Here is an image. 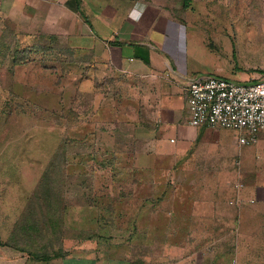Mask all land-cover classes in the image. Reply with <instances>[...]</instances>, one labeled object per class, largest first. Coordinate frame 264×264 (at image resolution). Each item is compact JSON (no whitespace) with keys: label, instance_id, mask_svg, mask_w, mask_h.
I'll list each match as a JSON object with an SVG mask.
<instances>
[{"label":"rangeland","instance_id":"rangeland-1","mask_svg":"<svg viewBox=\"0 0 264 264\" xmlns=\"http://www.w3.org/2000/svg\"><path fill=\"white\" fill-rule=\"evenodd\" d=\"M134 1L138 8L145 1L181 22L186 19L189 34L183 44L190 51L189 61L201 73L236 81L261 76L264 0ZM132 5L131 0H82L80 11L84 12L75 13L84 25L93 12L106 9L121 14ZM27 30L13 28L11 20L0 18V222L4 220L0 232L9 242L27 252L48 255L59 250L67 253L89 241L99 250L112 246L119 252V241L135 234L133 220L140 213L136 210L139 204H158L164 209L175 203V197L182 202L185 196L193 201L200 198L196 186L201 179L190 176L208 164L199 161L197 154L168 153L167 148L162 152L147 146L154 134L148 129H144L145 137L137 136L141 121L138 97L129 89L127 77L105 70L103 61L95 60L86 49L73 48L68 34ZM71 41L77 42V38L71 37ZM237 135L229 130L223 137L234 145ZM131 150L133 159L128 153ZM140 153L143 158L136 164ZM123 160L141 169L140 175H136L138 171L118 174L113 164H124ZM53 162L63 166L51 171L53 191L48 193L47 182H43ZM116 170H120L118 165ZM240 182L244 186H235ZM250 182L253 180L245 176L234 177L233 191L222 201L227 207L220 205L223 213L243 216L239 209L244 211L246 203L260 205L237 195ZM52 192L56 200L45 196ZM230 199L235 203L229 205ZM144 213V218H151V211ZM159 224L158 232L167 229ZM244 229L238 235L239 261L264 264V226L248 228L256 230L254 240L248 236L250 232L242 234ZM216 230L218 234L230 228ZM191 231L198 233L200 228Z\"/></svg>","mask_w":264,"mask_h":264},{"label":"crops","instance_id":"crops-1","mask_svg":"<svg viewBox=\"0 0 264 264\" xmlns=\"http://www.w3.org/2000/svg\"><path fill=\"white\" fill-rule=\"evenodd\" d=\"M81 1L1 0L0 18L11 20L13 28H27L28 33L68 34L73 48L86 49L95 60L103 61L105 70L127 77L129 89L138 97L136 108L142 122H138L137 136L145 137L144 129H148L154 134L147 146L162 152V148H167L168 153L197 154L199 161L208 164L203 171L196 170L190 176V179H201L196 186L200 198L193 201L185 196L184 202L189 204L182 205L184 202L175 197V203L164 209L158 204L149 207L139 204L136 210L140 213L133 220L135 234L119 241V252L112 250V246L99 250L90 245L91 241L87 246L78 244L67 253L27 252L0 232V264H244L237 252L238 235L244 227L242 234L250 232L248 236L254 240L256 230L248 228L264 226V133L256 141L243 143L240 141L245 136L243 130L190 124L187 86L194 75L204 73L189 61L190 51L183 44L189 34L186 19L181 22L161 7L145 1L138 8V2L131 0L132 7L121 14L106 9L104 13L86 14V23L82 25L77 14L84 12L80 11ZM71 37H76L77 42L71 41ZM229 130L238 134L234 145L223 137ZM142 155L136 154V164ZM235 176L253 180L244 193L238 191L240 200L260 203L257 207L246 203L244 211L239 209L245 218L238 213H223L220 208V205L227 207L222 201L233 191ZM228 203L232 205L235 201L230 199ZM146 211L152 212L151 218H144ZM158 224L167 229H158V232ZM192 227H199L200 232L191 231ZM225 227L230 228L229 232L217 234L216 229Z\"/></svg>","mask_w":264,"mask_h":264},{"label":"built area","instance_id":"built-area-1","mask_svg":"<svg viewBox=\"0 0 264 264\" xmlns=\"http://www.w3.org/2000/svg\"><path fill=\"white\" fill-rule=\"evenodd\" d=\"M186 92L191 125L246 131L249 136L241 138L243 143L264 133V70L251 81L196 74Z\"/></svg>","mask_w":264,"mask_h":264},{"label":"trees","instance_id":"trees-1","mask_svg":"<svg viewBox=\"0 0 264 264\" xmlns=\"http://www.w3.org/2000/svg\"><path fill=\"white\" fill-rule=\"evenodd\" d=\"M78 1V0H77ZM80 1V0H79ZM71 39V38H70ZM263 71V70H262ZM122 152H127L126 150H121ZM128 153H130V156L132 155V159H133V157H134V153H133V151L131 150L130 152H128ZM130 156H125V158L126 159H128V158H130ZM114 162V161H113ZM123 162H124V164H121V163H119V164H117L118 165V167L120 168V170H116V166L117 165H115V164H113V168L115 169V171L118 173V174H123V175H126L127 173H131L132 171H141V169H138V168H136V166L134 167V168H132V166H130V164H128L127 163V161H125V160H123ZM54 163V165H53V168H52V165H51V167L50 168H48L47 169V171L45 172V176H44V182L43 183H45V182H47V183H45V189L47 190V192L49 193V191H53V187H51V184L49 185V182L51 181V177H50V173H52L51 171H59L61 168H62V166H63V164L62 165H60V166H58L57 167V164H56V162H53ZM67 163V162H66ZM65 163V164H66ZM46 197H48L49 199H50V197L52 196L55 200L57 199V195H54L53 194V192H52V195H50V194H48V195H45ZM31 216L32 217H34V215L33 214H31ZM31 219V218H30Z\"/></svg>","mask_w":264,"mask_h":264}]
</instances>
